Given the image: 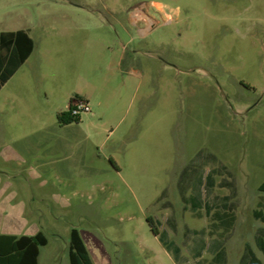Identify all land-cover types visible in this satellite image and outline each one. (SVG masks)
<instances>
[{
    "label": "rangeland",
    "instance_id": "374dc122",
    "mask_svg": "<svg viewBox=\"0 0 264 264\" xmlns=\"http://www.w3.org/2000/svg\"><path fill=\"white\" fill-rule=\"evenodd\" d=\"M18 30L37 49L0 88V234L42 231L39 264H70L72 228L96 264L264 260V0H0ZM72 97L91 112L62 125Z\"/></svg>",
    "mask_w": 264,
    "mask_h": 264
},
{
    "label": "trees",
    "instance_id": "16d2710c",
    "mask_svg": "<svg viewBox=\"0 0 264 264\" xmlns=\"http://www.w3.org/2000/svg\"><path fill=\"white\" fill-rule=\"evenodd\" d=\"M34 50V41L27 32L19 30L16 32H0V88L3 87L11 77L27 61ZM60 124L77 122L69 113L58 115ZM111 163L115 164L113 159ZM261 193L260 203L263 211L255 212V218L264 223V181L259 186ZM155 235L163 238V234L153 227L151 217L147 219ZM224 223L228 224L223 220ZM48 243L47 237L42 231L33 236L0 234V264H39L40 248ZM256 246L264 255V227L258 231ZM178 250L176 249V252ZM70 264H94L88 248L77 228H72L69 242ZM215 260L224 263V252H220ZM240 264H263L254 253L250 244H246Z\"/></svg>",
    "mask_w": 264,
    "mask_h": 264
},
{
    "label": "crops",
    "instance_id": "0c3cea01",
    "mask_svg": "<svg viewBox=\"0 0 264 264\" xmlns=\"http://www.w3.org/2000/svg\"><path fill=\"white\" fill-rule=\"evenodd\" d=\"M154 4L158 7V6H161V3H159V2H154ZM142 12L146 15V16H149V17H151L150 15H148L145 11H143L142 10ZM133 20H134V18H133ZM134 21H136V20H134ZM19 31V30H18ZM23 31H25V30H23ZM0 32H16V31H0ZM25 32H27L28 33V35L31 37V39L34 41V50H33V52L31 53V55H30V57L27 59V61L33 56V54L35 53V51H36V49H37V45H36V41L34 40V38L32 37V35L30 34V31L28 30V31H25ZM122 59V55H120L119 56V60H118V63L120 62V60ZM26 61V62H27ZM25 62V63H26ZM24 63V64H25ZM23 64V65H24ZM22 67V66H21ZM20 67V68H21ZM33 72H34V74L35 75H38L39 74V71L37 70V69H31ZM17 73V72H16ZM15 73V74H16ZM14 74V75H15ZM13 75V76H14ZM12 76V77H13ZM11 77V78H12ZM2 88V87H1ZM75 99H74V97H72V98H70V101H69V109H70V107H71V105H72V103H73V101H74ZM69 109L68 110H61L60 111V113H58V114H61V113H69L70 114V112H69ZM79 120H80V117L78 118V121L77 122H79ZM76 122V123H77ZM70 124H72V123H69V124H62V125H70ZM38 132H34L33 133V135H35V134H37ZM60 144H58V148H60L61 147V145L59 146ZM80 234H81V237H82V239L84 240V238H83V235H82V232H80ZM9 235H13V234H9ZM35 235V234H34ZM28 236H33V235H28ZM19 237V236H18ZM84 242H85V240H84ZM85 244H86V242H85ZM86 246H87V244H86ZM87 248H88V246H87ZM258 248V247H257ZM41 249V248H40ZM88 251H89V248H88ZM89 253H90V251H89ZM263 254V253H262ZM90 255H91V253H90ZM40 256V255H39ZM256 256L258 257V255L256 254ZM263 257H264V255H263ZM91 258H92V260H93V262H94V264H96L95 263V261H94V259H93V257H92V255H91ZM259 259H260V261L264 264V260H262L260 257H258Z\"/></svg>",
    "mask_w": 264,
    "mask_h": 264
},
{
    "label": "built area",
    "instance_id": "2783aa9c",
    "mask_svg": "<svg viewBox=\"0 0 264 264\" xmlns=\"http://www.w3.org/2000/svg\"><path fill=\"white\" fill-rule=\"evenodd\" d=\"M70 116L73 118H79L82 113H89L91 112V108L88 102L86 101H78L74 100L70 109Z\"/></svg>",
    "mask_w": 264,
    "mask_h": 264
}]
</instances>
